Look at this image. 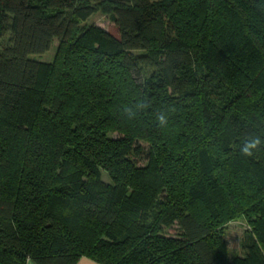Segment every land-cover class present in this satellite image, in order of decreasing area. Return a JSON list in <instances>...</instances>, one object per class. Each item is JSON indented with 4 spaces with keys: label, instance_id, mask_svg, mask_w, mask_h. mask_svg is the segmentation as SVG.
Here are the masks:
<instances>
[{
    "label": "trees",
    "instance_id": "obj_1",
    "mask_svg": "<svg viewBox=\"0 0 264 264\" xmlns=\"http://www.w3.org/2000/svg\"><path fill=\"white\" fill-rule=\"evenodd\" d=\"M0 40V264H264V0H0Z\"/></svg>",
    "mask_w": 264,
    "mask_h": 264
},
{
    "label": "rangeland",
    "instance_id": "obj_2",
    "mask_svg": "<svg viewBox=\"0 0 264 264\" xmlns=\"http://www.w3.org/2000/svg\"><path fill=\"white\" fill-rule=\"evenodd\" d=\"M81 26L85 28H90L91 26L98 27L110 34L113 38L119 37L117 29L115 28L113 22L109 19L108 13L105 12V10L101 7H98L97 9L96 7L93 8L92 12L83 21H81ZM57 45V40H54L49 51L45 52L44 54L32 55L31 58L46 63L51 62L55 56ZM144 146L147 147L146 145ZM143 161L144 160H142L140 163L142 164ZM104 178L107 180L106 176ZM248 231H250V226L242 217L232 220L224 225L223 240L227 247L229 257L242 255L241 247L248 239ZM176 232V225H174L172 228L165 229V233L170 235L175 234Z\"/></svg>",
    "mask_w": 264,
    "mask_h": 264
},
{
    "label": "crops",
    "instance_id": "obj_3",
    "mask_svg": "<svg viewBox=\"0 0 264 264\" xmlns=\"http://www.w3.org/2000/svg\"><path fill=\"white\" fill-rule=\"evenodd\" d=\"M27 264H36V263L33 261H28ZM76 264H99V263L90 259V258L81 257V258H79V260L77 261Z\"/></svg>",
    "mask_w": 264,
    "mask_h": 264
}]
</instances>
